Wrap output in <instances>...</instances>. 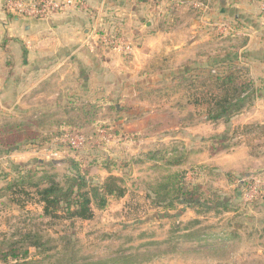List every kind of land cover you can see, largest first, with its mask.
Here are the masks:
<instances>
[{
	"label": "rangeland",
	"instance_id": "obj_1",
	"mask_svg": "<svg viewBox=\"0 0 264 264\" xmlns=\"http://www.w3.org/2000/svg\"><path fill=\"white\" fill-rule=\"evenodd\" d=\"M204 1L208 2L104 0L96 6L80 0L64 10L30 16L7 9L4 0L3 9L11 17L42 19L65 11L83 13L90 21L88 36L83 39L85 49L95 45L102 55L137 63L128 69L119 67L109 77L103 75L105 81L100 77L93 91L76 89L74 78L64 75L35 90V97L25 98L20 106H0V117L21 118L22 113L45 109L57 113L59 109L49 105L61 92L77 95L78 100L122 96V105L129 108L120 114H101L112 118H106L110 125L101 130L93 125L83 128L84 136L76 137L74 144L85 139L86 143L78 150H70L67 138L60 135L44 146L28 143L0 152V189L18 169L39 161L46 166L55 164L53 171L64 174L70 171V162H65L70 159L90 165L88 179L100 184L109 175L97 163L103 157L119 159L113 173L126 187L125 195L110 198L106 207L93 205L91 219L48 215L34 196L23 195L16 201L0 198V248L39 232L55 247L46 255L31 247L30 258L42 259L41 264H68L73 258L77 264H264V197L252 199L259 187L264 195V100L245 105L229 123H214L199 115L191 124V109L202 111L207 106H197L191 99L194 94L204 99L207 91L191 90V78L180 74L191 71L194 55L205 52V65H211L226 57L228 50L223 47L243 40L220 41L221 35L233 33L236 24ZM143 5L147 8H141ZM223 24L233 30H224ZM151 34L164 39L154 49L147 46L153 43ZM145 48L151 55L146 64L135 58ZM107 81H116L122 88L111 93ZM215 138L226 140L215 142ZM152 150H161V157L166 154L182 163L168 166L164 159H148ZM177 170L186 171L187 179L201 186L206 207L176 204L170 209L153 202V184ZM213 201H219V206L208 208ZM57 246L70 251L74 247V252L61 259ZM0 264L9 263L0 260Z\"/></svg>",
	"mask_w": 264,
	"mask_h": 264
},
{
	"label": "trees",
	"instance_id": "obj_2",
	"mask_svg": "<svg viewBox=\"0 0 264 264\" xmlns=\"http://www.w3.org/2000/svg\"><path fill=\"white\" fill-rule=\"evenodd\" d=\"M237 38V35L230 33L221 35L219 40L232 41ZM246 42L247 39L243 38L239 45L231 43L230 47H223L224 51L228 50L226 57L215 60L211 65H205L204 58L207 55L205 52L191 57V71L180 75L185 76L186 79L191 78V90L207 91L204 99L196 97L195 94L191 99V103L197 106L202 103L207 105L202 111L191 109V124L199 115L214 123L220 121L229 123L232 116L258 97L260 90L251 75V70L249 66L239 61L237 54ZM58 96L57 100L49 105H55L59 109L57 113L45 109L42 112L22 113L21 118L1 116L0 152H10L28 143L44 146L51 142L53 137L60 135L64 137V140L67 138L70 150H78L86 143L85 139L79 145L74 144L76 137L84 136L83 128L93 125L101 130L110 125L106 118L112 119L110 116L102 118L101 114H105V112L120 114L129 109L122 105V96L118 99L99 96L91 100H78L77 95L68 93H59ZM182 112L185 111L182 110ZM55 114H59V116L54 117ZM130 120L126 119V121ZM54 128L59 131L54 133L52 131L55 130ZM225 140V138H219L215 142H224ZM226 146L228 147V145ZM223 148L225 147H219V149ZM162 152L161 150L149 151L147 158L164 159L168 166L182 163L178 159L174 160L173 156L164 154L161 157ZM68 161L70 162V171L64 174L53 171L56 169L55 164L46 166L41 161L36 165L28 166L25 170L18 169L17 175L0 189V198L16 201L15 198H21L20 196L23 195L28 198L34 196L38 202L43 204V209L48 215L61 216L59 214H63L69 218L91 219L94 216L93 205L104 208L110 198H121L125 195L126 187L123 184V179L113 173L121 163L119 159L103 157L101 162L97 161L109 172V175L100 184H94L88 179L90 165H83L74 159L65 162ZM191 170L193 172L196 170L195 165L191 166ZM252 185L249 184L248 189H251ZM200 188L198 183L187 179L186 171L177 170L157 180L151 187V192L153 202L166 208L172 209L176 204L200 208L206 207ZM261 189L260 187L257 189L252 195V199H257L259 196L264 197L263 193H260ZM218 206L219 201H213V205L208 208ZM225 207L226 210H230L228 206ZM48 243L49 241L44 239L41 233L30 232L24 235V239L12 241L9 247H1L0 260L9 264H41L42 259L30 258V249L34 247L38 253L46 255L55 248L50 247ZM60 248L56 247L57 254L61 256V259L66 253L74 252V247L71 251L69 247L67 249ZM50 256L56 257L55 254ZM75 260V258L71 259L68 264H77Z\"/></svg>",
	"mask_w": 264,
	"mask_h": 264
},
{
	"label": "crops",
	"instance_id": "obj_3",
	"mask_svg": "<svg viewBox=\"0 0 264 264\" xmlns=\"http://www.w3.org/2000/svg\"><path fill=\"white\" fill-rule=\"evenodd\" d=\"M87 1L96 6L104 3V0ZM3 2L4 0H0L1 107L20 106L25 98L35 97V90H41L46 84L52 83L51 79L56 81L64 75L74 78L76 89L93 91V88H98L99 78L104 80L103 75L107 74L109 77L111 72H119V67L128 69L136 66L137 62L132 59L127 61L123 57L102 55L95 45H89V49H85L83 39L88 36L87 25H90V21L83 13L65 11L42 19L11 17L3 9ZM204 3L219 11L221 17L232 18L236 24L233 34L247 39L237 53L238 58L242 64L249 66L260 90L256 99L263 101L264 0H208ZM141 8L147 7L143 5ZM139 12L145 14L144 11ZM148 24L147 22V26ZM221 26L224 30H233L231 26ZM150 27H153V23ZM150 37L153 43L147 46H154L153 49L159 47L157 44L164 40L163 36L151 34ZM79 43L83 45L78 47ZM144 50V53H135V58H139V62L144 60L146 64L151 55L149 49ZM107 82V86L112 87L111 93H116V90L119 92L122 88L116 81ZM100 87L104 89L103 86Z\"/></svg>",
	"mask_w": 264,
	"mask_h": 264
},
{
	"label": "built area",
	"instance_id": "obj_4",
	"mask_svg": "<svg viewBox=\"0 0 264 264\" xmlns=\"http://www.w3.org/2000/svg\"><path fill=\"white\" fill-rule=\"evenodd\" d=\"M80 0H5L7 9L19 13H27L30 16H44L46 13L60 11L75 5ZM264 10V3H263Z\"/></svg>",
	"mask_w": 264,
	"mask_h": 264
}]
</instances>
